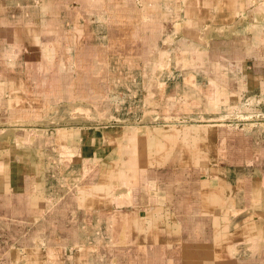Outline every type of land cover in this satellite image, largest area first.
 I'll return each instance as SVG.
<instances>
[{
  "label": "rangeland",
  "instance_id": "1",
  "mask_svg": "<svg viewBox=\"0 0 264 264\" xmlns=\"http://www.w3.org/2000/svg\"><path fill=\"white\" fill-rule=\"evenodd\" d=\"M52 1L0 0V138L43 146L51 160L52 186L62 188L57 179L59 169L52 160H66L73 167V159L58 154L66 140L76 139L79 133L102 131L104 143L117 145V137L134 127H139L144 136L132 145V150L117 153L115 149V159L107 166V170H114L106 176L105 183L109 185L103 190L107 193L105 197H110L105 201L106 206L112 209L116 206L111 210L114 211L112 219L103 213L101 216L92 213L91 209L82 216L53 215L43 222L37 236L44 238L47 244L62 242L76 258L79 251H84L89 259V252L96 249V253L101 251V256L97 254L100 258H111L113 254L115 263L116 257H124L122 264H191L192 259L189 254H183L181 244L166 249L165 254L172 255L170 260L163 258L165 255L160 259H153L152 255L133 256L131 245L127 256L126 244L130 243L132 229L130 216L128 219L124 211L129 206L141 210L157 203L158 199L175 203L181 195L179 192L186 191L184 175L190 168L181 166L188 158L189 149L184 128L221 122L238 127L245 134L255 128L264 130V111L256 110L255 99L252 104L239 108L237 98L225 96L220 103L212 100L209 107L206 92L212 83H219L213 80L218 65H210L206 60L200 65V74L211 80H207L205 86L201 83L200 93L191 89L193 103H187L190 111L184 110L187 105L183 95L187 84H192L184 82L183 75L195 73L193 61L197 56L211 58L213 40L217 42L215 52H227L222 48L223 39L234 40L243 34L252 38L254 33L260 32V25L264 23V0L249 1L251 6L248 3L242 15L217 19L218 25L213 27L206 22L208 18H197L186 11L180 15L174 11L172 17L170 9L173 7L163 5L164 0ZM164 14L169 16L163 18ZM199 27L203 28L201 34ZM181 37L190 40L192 45L188 49L195 46L188 57ZM197 42L201 46L199 50ZM261 52L264 50L259 48L256 53ZM225 65L223 71L231 73L229 64ZM231 78L228 74L222 80L229 95L230 85L234 83ZM257 83L255 80L254 91L258 89ZM245 98L246 95L240 96L242 101ZM221 104L224 105L222 112ZM111 127L117 128L114 136L107 133ZM130 155L133 160L124 174L129 180L125 183L116 173L123 164L122 159L127 161ZM117 156L119 160L115 162ZM169 158L171 164H161ZM70 167L65 165L69 179H64L66 186L60 191L63 199L56 201L51 206L53 209L67 202L66 211H72L70 193L75 181L68 170ZM106 172L109 173L103 171L99 176L105 177ZM79 183L87 184L78 181L76 186ZM115 194L122 198L121 203H116ZM53 223H68L70 229L61 231L63 228L56 227L57 230L50 233ZM71 225H77L79 233L83 227L85 243H77L78 232ZM96 225L98 228L94 229ZM93 229L97 235L93 234ZM8 234L1 236V241H10L13 235ZM199 234L204 232L199 231ZM88 235L94 236L91 242L90 238L86 240ZM150 235L157 238L156 234ZM117 243L120 245L116 247ZM199 244L201 242L194 248L201 249ZM79 246H82L80 250ZM112 247L117 248V254ZM235 252H238L236 247ZM180 253L182 258L175 255Z\"/></svg>",
  "mask_w": 264,
  "mask_h": 264
},
{
  "label": "crops",
  "instance_id": "2",
  "mask_svg": "<svg viewBox=\"0 0 264 264\" xmlns=\"http://www.w3.org/2000/svg\"><path fill=\"white\" fill-rule=\"evenodd\" d=\"M249 1L251 0H164L163 5L167 4L169 9L173 7V10L170 9L172 17L175 12L176 14L179 12L180 15L186 11L189 14L193 13L197 18H208L206 22H210L213 27L218 25L217 19L221 20L228 15L236 17L242 15L244 10L251 6ZM71 2H68V6ZM166 16L169 15L164 14L163 18ZM199 29L201 34L203 28ZM243 31L245 32V28ZM197 33L198 31L195 34ZM252 36L251 38L243 34L234 40L218 41L227 52H215L217 42L213 40L212 60L201 55L195 58L193 61L196 64L195 73L183 75V80L186 78L184 82L187 80L192 83H188V87L183 91L186 105L193 103L191 89H196L200 93L201 83L205 86L206 81L211 80L210 77L200 74L202 72L200 65L206 60L205 62L211 63L210 65L213 63L219 66L213 73V80L219 83H212L208 93L206 92L209 107L212 100L220 103L224 101L225 96L226 98L231 96L237 98L239 108L252 104L255 99L256 110L264 111V52L260 55L256 53L259 48L264 50V23L260 25V32ZM189 41L188 38L181 37L182 45L185 44L187 48L186 57L195 49V46L188 49L191 44ZM196 45V49L199 50L201 46L198 42ZM225 64H229L231 73L226 74L223 71ZM228 74L232 76L234 82L230 85V95L224 90L227 89V85L222 82ZM255 80L258 82V89L254 91ZM244 95L246 98L242 101L240 96ZM221 105L222 112L224 105ZM202 108L200 107V110ZM184 110L190 111V106L187 105ZM215 112L218 113V110ZM237 128L220 122L192 125L183 129L186 146L189 141L186 153L188 158L181 165L183 167L188 165L190 168L184 175L187 189L179 192L181 195L175 203L168 204L158 199L157 203L144 207L143 210L131 206L125 209L124 215L128 219L130 216L129 223L132 229L130 243L126 244L127 256L131 245L133 256L152 255L153 259H160L165 255L163 258L170 260L172 255H166V249L181 244V248H184L183 254H189L192 259L191 264H264V130L255 128L245 134ZM139 129V127L128 129L117 137L115 144L120 149L113 143H104L105 134L102 131L79 133L76 139L71 138L66 140L67 143H62L58 150L59 157L74 160L71 161L73 167H70L72 165L66 160L60 158L52 160L59 169L57 179L62 188L52 186L53 177L49 173L51 160L43 146L19 144L14 140L0 138V237L7 233L13 235L10 241L4 238L1 241L0 238V264H122L124 257H116L118 261L115 263L113 254L111 258H100L98 255L101 251L96 253V249L89 252L91 256L89 259L84 251H79L76 258L68 253L62 242L47 244L44 238L37 236V233H40L43 222L53 215L82 216L88 214L91 209L94 210L92 213L100 216L102 213L106 214L109 220L113 218L111 215L114 211L111 210L116 206L113 209L106 206L108 202L105 201L110 197H105L107 193L103 191L109 185L105 183L106 176L114 173V170H107V166L114 161L116 152L123 149L132 150V145L143 138L144 134H141ZM116 131L117 128L114 127L107 129V133L113 136ZM131 155L127 161L122 159L123 164L116 173L120 179L125 180V183L129 182L124 174L133 160ZM118 160L117 156L115 162ZM168 163L171 164L170 158L161 164ZM65 165L70 167L68 170L75 181V187L70 193L73 198V208L70 212L65 208L67 202L59 209L51 208L56 201L63 199V195L59 196L60 191L64 190L69 179L66 177ZM103 171L109 173L106 172L105 177L99 176ZM78 181L87 184L79 183L76 186ZM114 197L116 203L122 202L120 196L115 194ZM56 227L63 228L61 231L70 229L68 223L66 225L53 223L50 233L56 231ZM77 227L72 226L78 232L76 241L85 243L83 227L81 233ZM93 228L98 227L96 225ZM199 231H203L204 234H199ZM26 234L27 236H23ZM93 234L97 235L96 231ZM150 234H156L157 238H151ZM89 236L86 240L90 238ZM92 238L94 236L91 235L90 242ZM198 242H201L199 244L201 249L194 248ZM117 245L120 243L115 246ZM235 247L238 252H235ZM111 249L115 254L118 253L117 248ZM175 255L182 258L181 253Z\"/></svg>",
  "mask_w": 264,
  "mask_h": 264
}]
</instances>
